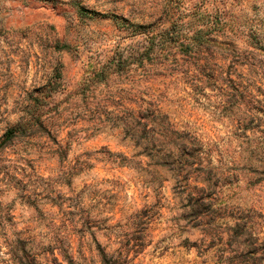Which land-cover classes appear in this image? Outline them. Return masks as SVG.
I'll list each match as a JSON object with an SVG mask.
<instances>
[{
	"label": "rangeland",
	"instance_id": "1",
	"mask_svg": "<svg viewBox=\"0 0 264 264\" xmlns=\"http://www.w3.org/2000/svg\"><path fill=\"white\" fill-rule=\"evenodd\" d=\"M0 216V264H264V0H0Z\"/></svg>",
	"mask_w": 264,
	"mask_h": 264
},
{
	"label": "trees",
	"instance_id": "2",
	"mask_svg": "<svg viewBox=\"0 0 264 264\" xmlns=\"http://www.w3.org/2000/svg\"><path fill=\"white\" fill-rule=\"evenodd\" d=\"M131 26L136 27V31L143 30V25L131 24ZM139 33H142V32L140 31ZM163 36L164 34L161 35L162 40H160V42L161 44L165 45V43L168 41L169 36L165 39H163ZM192 39L193 41L188 43V45L186 46L187 48H192L193 45L202 47L203 44L206 42L205 40H201V38L198 37V34ZM123 54L119 53L120 56L118 58H112L108 60L107 63H103L101 66L95 67L93 69V75H90V77L86 79V83H88V85L98 86L99 83L103 82L111 74L112 72L111 67L113 66H115L116 68L122 67L123 63L124 64L128 63L129 57H124ZM38 105H35V106H38ZM42 116L43 114L35 115L33 113V115L29 119L22 120L16 126L9 129L6 133V140L4 141L3 146L6 145L9 140H12L13 138L17 137L20 133H27V132L32 133L36 126L43 128L44 121H43ZM15 243H18V241H15ZM15 243L10 245V253L12 255V260L15 264H40L37 255L29 251L27 246L23 245L22 247H19V246H16ZM57 264H63V263L57 261ZM68 264H77V263L74 261L73 258H69Z\"/></svg>",
	"mask_w": 264,
	"mask_h": 264
}]
</instances>
